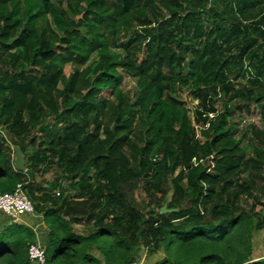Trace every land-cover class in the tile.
<instances>
[{
    "label": "trees",
    "instance_id": "1",
    "mask_svg": "<svg viewBox=\"0 0 264 264\" xmlns=\"http://www.w3.org/2000/svg\"><path fill=\"white\" fill-rule=\"evenodd\" d=\"M252 106L264 126V0H0V195L34 202L46 264H264ZM8 224L0 264H34Z\"/></svg>",
    "mask_w": 264,
    "mask_h": 264
},
{
    "label": "built area",
    "instance_id": "2",
    "mask_svg": "<svg viewBox=\"0 0 264 264\" xmlns=\"http://www.w3.org/2000/svg\"><path fill=\"white\" fill-rule=\"evenodd\" d=\"M0 213L12 223H16L23 215H35V204L23 186L19 184L14 192L0 195ZM29 256L34 264H46L47 262L46 248L41 244H31ZM132 264H143V260H136Z\"/></svg>",
    "mask_w": 264,
    "mask_h": 264
},
{
    "label": "rangeland",
    "instance_id": "3",
    "mask_svg": "<svg viewBox=\"0 0 264 264\" xmlns=\"http://www.w3.org/2000/svg\"><path fill=\"white\" fill-rule=\"evenodd\" d=\"M60 0H55L56 3H58ZM115 4L119 3V0H114ZM70 68V67H67ZM125 75V83H126V88L128 89H134V84L132 83V78L129 74L123 72ZM181 96L183 100L186 102V106L189 109L190 113H193L195 108L198 106L199 101H196L192 98L191 94L187 91L184 90L181 92ZM221 109V108H220ZM262 118H261V113L257 107L252 106L250 110H244V115L243 117H240L238 114L234 113L233 116V122L238 126V129L241 130V132H245L247 129H249L252 124H257L259 127L263 129V125L261 123ZM4 136H7L6 133H4ZM57 178V173H55L54 170H49L45 174L38 173L36 175V180L38 182H41L44 184V186L48 185L50 182H52L54 179ZM68 185V182H64V186L66 187ZM1 214V213H0ZM2 216V215H1ZM8 222V221H6ZM9 223V222H8ZM78 230H82V227L77 226L76 227ZM139 255H142L140 259L143 260V264H147L150 261H155L159 257L162 256V253L160 255H154L151 256L146 250L140 251Z\"/></svg>",
    "mask_w": 264,
    "mask_h": 264
},
{
    "label": "crops",
    "instance_id": "4",
    "mask_svg": "<svg viewBox=\"0 0 264 264\" xmlns=\"http://www.w3.org/2000/svg\"><path fill=\"white\" fill-rule=\"evenodd\" d=\"M2 215V216H1ZM10 220L5 217L2 213L0 214V232L4 230L6 226H8V222ZM16 223L23 224L31 228L36 233V243L41 244L45 248H47L48 243V234L49 229L44 221V217L39 214L35 215H23L20 217V220ZM254 246L256 249L255 254L260 257H264V235H256L254 240ZM147 252V251H146ZM150 254V253H149ZM151 255V254H150ZM142 255L139 256L138 260ZM152 256V255H151Z\"/></svg>",
    "mask_w": 264,
    "mask_h": 264
},
{
    "label": "water",
    "instance_id": "5",
    "mask_svg": "<svg viewBox=\"0 0 264 264\" xmlns=\"http://www.w3.org/2000/svg\"><path fill=\"white\" fill-rule=\"evenodd\" d=\"M15 159H14V165L17 168V170L21 172H26V158L24 155V152L20 146H15ZM174 210H169L167 206H164L161 210L162 214H166L168 212H172Z\"/></svg>",
    "mask_w": 264,
    "mask_h": 264
}]
</instances>
